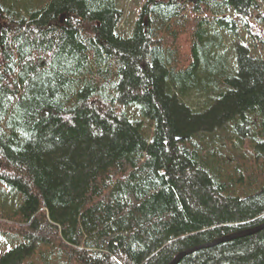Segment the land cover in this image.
Returning <instances> with one entry per match:
<instances>
[{
	"label": "trees",
	"instance_id": "16d2710c",
	"mask_svg": "<svg viewBox=\"0 0 264 264\" xmlns=\"http://www.w3.org/2000/svg\"><path fill=\"white\" fill-rule=\"evenodd\" d=\"M260 2L147 0L128 37L118 0H0V184L22 198L0 230L23 239L0 264L49 252L66 264H169L264 222V57L237 44L231 64L207 31L237 34L245 20L264 45L249 29L264 25ZM192 91L205 92L201 109L185 101ZM227 125L257 152L254 169L234 160L225 172L228 160L203 152L197 136ZM177 264H264V229Z\"/></svg>",
	"mask_w": 264,
	"mask_h": 264
},
{
	"label": "rangeland",
	"instance_id": "374dc122",
	"mask_svg": "<svg viewBox=\"0 0 264 264\" xmlns=\"http://www.w3.org/2000/svg\"><path fill=\"white\" fill-rule=\"evenodd\" d=\"M147 0H118L119 7L123 11L124 17L123 22L119 26V31L122 34H126V36L130 37L133 33L135 27V21L139 16L141 8L146 3ZM194 0H189V2ZM260 11L264 13V2H260ZM257 18L255 20H250L249 29L255 35H259V39H264V34L260 31V29H264V25L261 24V27L256 26ZM245 20H240L237 28V34H233L225 29L209 27L207 31L209 34L218 33L221 41L222 47L220 48V52L228 53L230 56L231 64L234 62L235 58V48L233 47L237 44H244L251 49V53L253 56L264 57V45L256 46V42L253 40V37L247 30L245 25ZM0 27H6V24L0 20ZM190 28L192 25L188 22L186 24L187 32L178 33V38L175 42L174 48H176L178 52V64L179 68H184L189 62V51H190ZM177 30V29H176ZM179 32V31H178ZM164 38V44L170 45V38ZM165 44V45H166ZM233 49V52H232ZM234 54V58H233ZM211 55V56H210ZM219 55V54H218ZM219 56H214L213 53L209 54L208 65H214L213 63L216 61L215 66H218ZM236 59V58H235ZM206 64V63H205ZM212 91V89L210 90ZM212 93V92H211ZM208 98L204 93L192 91L188 96L185 97V101L191 105L196 106L198 109L204 107ZM130 114L138 117V112L135 108L129 107L128 109ZM201 145L206 146L203 152L209 155L210 159L213 157L219 158L223 157L228 162L223 165L225 172L233 173L234 169L232 163L237 161L239 163L240 168L254 169L257 162V152L247 146L245 142L239 141V134L233 129L231 126L227 125L222 130H218L213 132L212 134H200L197 136ZM255 161V163H254ZM260 161V160H259ZM22 201L21 195L16 191L8 190V188L2 184H0V220L12 219V213L18 208L20 202ZM2 231H6L2 233ZM10 231V230H9ZM12 232H8V229L1 228L0 230V257L6 254L10 249L19 245L23 239L22 237L14 234H10ZM42 250L49 251L47 248L43 247ZM48 253V252H44ZM40 254V255H39ZM35 255L29 260L31 264H66L63 261V258L56 253H50V260L44 262V255L39 253ZM48 262V263H47Z\"/></svg>",
	"mask_w": 264,
	"mask_h": 264
},
{
	"label": "water",
	"instance_id": "95a60500",
	"mask_svg": "<svg viewBox=\"0 0 264 264\" xmlns=\"http://www.w3.org/2000/svg\"><path fill=\"white\" fill-rule=\"evenodd\" d=\"M263 229H264V222L258 226L242 229V230L236 231L234 233H231L229 235L219 237V238H217V239H215L209 243H206V244H203V245H200L197 247H193V248H190L186 251L179 253L169 264H177L183 256H185L189 253H192V252L196 251L197 249L212 247V246H215L217 244L224 243V242L236 239V238L252 235V234L258 233L259 231H261Z\"/></svg>",
	"mask_w": 264,
	"mask_h": 264
}]
</instances>
